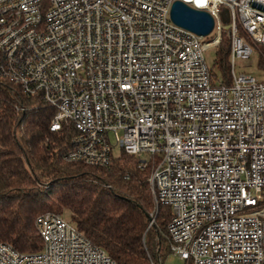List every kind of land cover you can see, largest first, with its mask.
Instances as JSON below:
<instances>
[{
    "label": "built area",
    "instance_id": "built-area-1",
    "mask_svg": "<svg viewBox=\"0 0 264 264\" xmlns=\"http://www.w3.org/2000/svg\"><path fill=\"white\" fill-rule=\"evenodd\" d=\"M175 1L208 13L211 33L174 24ZM223 38L227 83L205 60ZM255 56L261 80L236 73ZM260 59L264 0H0V76L52 109L51 132L73 127L64 161H155L148 183L156 210L172 213L170 255L185 264H264ZM34 225L42 248L0 242V264H116L58 214Z\"/></svg>",
    "mask_w": 264,
    "mask_h": 264
},
{
    "label": "trees",
    "instance_id": "trees-1",
    "mask_svg": "<svg viewBox=\"0 0 264 264\" xmlns=\"http://www.w3.org/2000/svg\"><path fill=\"white\" fill-rule=\"evenodd\" d=\"M229 50L223 38L211 67L223 83L229 82ZM52 118L39 97L22 95L0 76V242L21 253L37 252L42 241L36 218L66 212L116 264H162L170 255L172 213L168 207L156 210L148 183L155 161L141 170L135 158L120 153L107 168L68 163L63 158L75 130L68 124L51 132Z\"/></svg>",
    "mask_w": 264,
    "mask_h": 264
},
{
    "label": "water",
    "instance_id": "water-1",
    "mask_svg": "<svg viewBox=\"0 0 264 264\" xmlns=\"http://www.w3.org/2000/svg\"><path fill=\"white\" fill-rule=\"evenodd\" d=\"M224 15V22L227 24V11H224ZM170 18L177 26H180L200 37L208 36L214 25L213 19L208 13L193 9L180 1H175L172 4Z\"/></svg>",
    "mask_w": 264,
    "mask_h": 264
},
{
    "label": "rangeland",
    "instance_id": "rangeland-1",
    "mask_svg": "<svg viewBox=\"0 0 264 264\" xmlns=\"http://www.w3.org/2000/svg\"><path fill=\"white\" fill-rule=\"evenodd\" d=\"M225 29H229V26H225ZM215 49H208L205 53V60L206 63L212 67L213 61L215 59ZM258 57L255 56L252 59L248 60V61H236L235 63V71L236 73H247V74H251L253 75L255 78H257L258 80H261L263 78V72L259 67L258 64ZM262 59H260V64L262 63ZM116 152V151H115ZM64 218L67 219V213L65 212L64 214ZM162 264H185L183 261L179 260L176 257H173L171 255L167 256L166 258H163L162 260Z\"/></svg>",
    "mask_w": 264,
    "mask_h": 264
}]
</instances>
